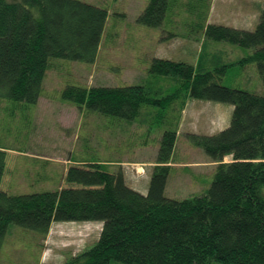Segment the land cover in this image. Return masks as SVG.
<instances>
[{
  "label": "trees",
  "instance_id": "16d2710c",
  "mask_svg": "<svg viewBox=\"0 0 264 264\" xmlns=\"http://www.w3.org/2000/svg\"><path fill=\"white\" fill-rule=\"evenodd\" d=\"M199 1L190 10L196 20L191 39L202 41V46L207 41L225 42L251 50L249 54L212 69L198 62L194 66L154 58L149 75L170 77L177 84L168 93L148 83L66 85L61 91L63 100L84 106L87 112L127 122L137 121L142 110L153 117L163 132L147 193L131 188L121 170L110 176L97 162L85 169L92 177L101 176L99 184L78 179L79 174L74 182L54 190L12 195L3 188L4 182L0 251L12 224L42 238L52 223L99 222L97 242L67 256L63 264H264V6L254 30H247L208 23L210 4ZM178 3L148 0L137 22L163 27L173 21ZM107 17L105 8L80 0H0V99L23 107L35 105L46 72L57 59L93 63ZM252 64L261 78L262 95L223 84L229 68ZM188 99L227 103L233 111L229 126L220 132L187 135L216 167L203 194L175 200L164 193L174 170L169 164ZM3 155L0 152L1 175L9 168H1ZM226 156H231L230 162L223 161ZM49 178L47 174L45 182Z\"/></svg>",
  "mask_w": 264,
  "mask_h": 264
},
{
  "label": "rangeland",
  "instance_id": "374dc122",
  "mask_svg": "<svg viewBox=\"0 0 264 264\" xmlns=\"http://www.w3.org/2000/svg\"><path fill=\"white\" fill-rule=\"evenodd\" d=\"M80 1L103 7L108 13L95 61L86 64L57 59L46 72L35 105L23 107L0 99V151L4 148L22 152L16 155L2 152L5 163L1 168H9L3 175L0 172V184L5 182L3 188L9 194L54 190L58 185L74 182L79 174L78 179L99 184L101 176L92 177L85 169L90 162H104L110 176L121 170L128 184L146 194L156 164L161 127L144 110L133 122L87 112L84 106L80 109L63 100L62 89L66 85L120 87L148 83L151 88L168 93L177 84L170 77L149 75L154 58L194 66L198 62L212 69L234 63L251 52L225 42L207 41L202 46V41L191 39L196 20L191 19L190 10L198 6L199 0H179L183 4L176 6L173 21L159 28L137 22L148 0ZM208 3L212 7L208 23L247 30H254L264 6V0H208ZM223 84L263 94L254 64L229 68ZM232 111L233 106L227 103L188 99L178 125L173 163L169 164L174 170L167 179L166 197L191 198L210 187L216 163L190 144L187 135L220 132L229 126ZM223 161L230 162L231 156ZM58 173H65V179L60 180ZM47 174L51 178L45 182ZM100 230L99 222H57L46 237L40 238L39 234L12 224L1 247L0 264H63L67 256L91 248Z\"/></svg>",
  "mask_w": 264,
  "mask_h": 264
},
{
  "label": "crops",
  "instance_id": "0c3cea01",
  "mask_svg": "<svg viewBox=\"0 0 264 264\" xmlns=\"http://www.w3.org/2000/svg\"><path fill=\"white\" fill-rule=\"evenodd\" d=\"M212 2H213V0H212ZM211 12H212V7L210 8L209 15L211 14ZM209 15H208V19H209ZM5 151H9V150H5L4 148H1V151H0V152L2 153V152H5ZM6 153H8V152H6ZM9 153H11V154H15V155H16V154H21L22 152H21V153L18 152V151L15 152L14 150L10 149ZM76 163H77V160H76ZM90 163H93V162H90ZM97 163H100V164L102 163V164H103L104 162H97ZM64 166H65V165H63V168L66 169V167H64ZM61 177H62L63 179H65V173L62 174ZM124 178H125V176H124ZM125 181H126V180H125ZM126 183H127V182H126ZM61 184H62V183H61ZM127 184H128V183H127ZM128 185H129L131 188H133L134 190L140 192L136 187L131 186L130 184H128ZM140 193H142V192H140ZM142 194H143V193H142ZM52 225H53V223H52ZM52 225H51V227H52Z\"/></svg>",
  "mask_w": 264,
  "mask_h": 264
}]
</instances>
